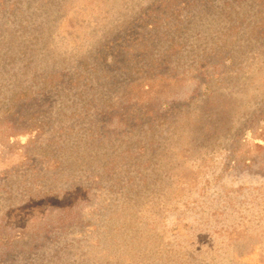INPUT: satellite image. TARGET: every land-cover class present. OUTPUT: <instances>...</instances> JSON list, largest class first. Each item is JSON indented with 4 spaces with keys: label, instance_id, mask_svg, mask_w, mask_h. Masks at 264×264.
Segmentation results:
<instances>
[{
    "label": "rangeland",
    "instance_id": "1",
    "mask_svg": "<svg viewBox=\"0 0 264 264\" xmlns=\"http://www.w3.org/2000/svg\"><path fill=\"white\" fill-rule=\"evenodd\" d=\"M0 264H264V0H0Z\"/></svg>",
    "mask_w": 264,
    "mask_h": 264
}]
</instances>
